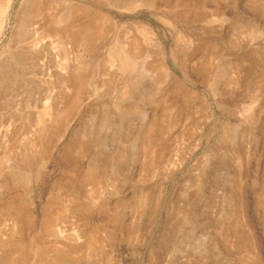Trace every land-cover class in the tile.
Returning <instances> with one entry per match:
<instances>
[{
    "label": "rangeland",
    "instance_id": "1",
    "mask_svg": "<svg viewBox=\"0 0 264 264\" xmlns=\"http://www.w3.org/2000/svg\"><path fill=\"white\" fill-rule=\"evenodd\" d=\"M2 22L0 264H264V0Z\"/></svg>",
    "mask_w": 264,
    "mask_h": 264
},
{
    "label": "bare ground",
    "instance_id": "2",
    "mask_svg": "<svg viewBox=\"0 0 264 264\" xmlns=\"http://www.w3.org/2000/svg\"><path fill=\"white\" fill-rule=\"evenodd\" d=\"M6 6H7V5H6ZM6 6H5V7H6ZM5 7H4V8H5ZM8 7H9V6H7V7L5 8V10H4V11H5V14H6L7 11H8ZM72 16H73V15H72V9H71V17H72ZM2 21H3V20H2ZM2 25H3V22L0 24V29H2ZM74 34H75V39L78 40V41L80 40V42L82 41V42L85 43V42L88 41V39H89V35H88V33H86L85 28L78 27V28H77V31H74ZM73 36H74V35H73ZM78 41H77V42H78ZM82 42H81V43H82ZM78 43H79V42H78ZM81 43H80V44H81ZM75 44H76V43H75ZM81 45H82V44H81Z\"/></svg>",
    "mask_w": 264,
    "mask_h": 264
}]
</instances>
